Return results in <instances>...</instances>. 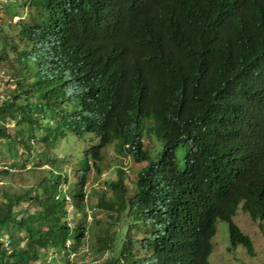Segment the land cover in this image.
<instances>
[{
  "label": "trees",
  "instance_id": "1",
  "mask_svg": "<svg viewBox=\"0 0 264 264\" xmlns=\"http://www.w3.org/2000/svg\"><path fill=\"white\" fill-rule=\"evenodd\" d=\"M0 10L18 17L0 22V77L14 82L0 96L11 160L0 178L40 148L35 181L1 192L0 264H46L48 251L69 264L68 248L85 244L99 264H209L218 219L231 246L253 254L232 217L241 204L264 238V0H3ZM74 137L88 143L82 168L61 153ZM112 144L140 164L133 191L124 170L98 178ZM87 204L94 226L109 212L107 226L90 233Z\"/></svg>",
  "mask_w": 264,
  "mask_h": 264
},
{
  "label": "rangeland",
  "instance_id": "2",
  "mask_svg": "<svg viewBox=\"0 0 264 264\" xmlns=\"http://www.w3.org/2000/svg\"><path fill=\"white\" fill-rule=\"evenodd\" d=\"M16 8L17 9H12V10H16L15 11L16 13L14 14H24L23 13L25 12L24 9L21 12V10L18 7ZM14 14L6 13V12L4 13L3 10H0V22L4 21L6 23L8 22V20H11V22L14 23L18 19V17L15 16ZM0 78H1L0 96H2L6 92L12 89L14 82L11 81L10 78H8V76L5 75H1ZM6 126H7L6 127L7 133L12 135L15 127L12 126L11 124H8ZM70 138L67 141H65V144L61 148V153H65L66 156L69 158L70 162L75 161L74 162L75 164L71 163L70 166L74 165L78 168H82V158H83L82 153L88 146V143H86V141H81V139H77L75 137L74 139H70ZM96 142L97 141L94 138L93 143L96 144ZM34 144L39 146L41 145L40 142L37 141L35 142V140H34ZM151 144H152L151 140H147L145 138L144 145L149 146ZM39 149L40 148H38L37 150ZM37 150L36 148L33 150V152L31 153L32 155L31 158L30 157L25 158L26 156H23L25 158V164L24 166H22V168L18 167L12 169L11 170L12 172H10V174H6L4 177L0 178V199H1L2 190H6V192L7 190H12V189L18 190L21 185L26 187L27 185L35 181L38 172L30 173L28 168L32 165L31 160L34 161ZM102 151H103V160H105L106 165L104 166L105 168L104 167L101 168L98 178L100 179H104L107 177L115 178L116 176L115 171L117 169L124 170L125 183L129 185L130 191H133L135 186L134 176H135L136 167H139L140 164L134 163L130 156L117 152L113 144L109 147L108 146L105 147ZM76 154L79 155V157H77L80 158L79 160H76V156H77ZM10 162L11 160L8 159L7 157V149L5 143L3 142L2 139H0V166L2 167L8 166V163ZM55 170L56 169H54V171ZM63 170L68 172L69 171L68 166H66V168H63ZM94 187L96 188L98 186L94 185ZM97 213L101 215L99 212ZM106 214L109 213L104 212V215L101 216V219L104 221H102L99 226H94V220L88 221L91 222L90 224H88L87 227L90 233L92 232V230L96 232L98 229L100 228L103 229L105 226L108 225V223H106L105 221ZM232 221L239 227V229L244 234H247L250 237L252 242L253 254L252 255L249 254L242 245H237L236 247H232L229 240L228 224L227 222L218 219L215 222V233L210 240L212 249L208 257L209 264H264V238L259 231L257 220L251 219L249 215L242 210L241 204H239L237 206L234 216L232 217ZM3 238H6V236H3ZM104 257L98 259V257L94 255V253L91 251V254L89 256H86L84 254H79L75 264H99L100 260H102Z\"/></svg>",
  "mask_w": 264,
  "mask_h": 264
},
{
  "label": "clouds",
  "instance_id": "3",
  "mask_svg": "<svg viewBox=\"0 0 264 264\" xmlns=\"http://www.w3.org/2000/svg\"><path fill=\"white\" fill-rule=\"evenodd\" d=\"M109 146H111V145H109ZM108 146V147H109ZM97 188V187H96ZM90 190L89 189H86V192H89ZM69 209H71V208H69ZM93 209L92 208H90L89 206H88V204L87 205H85V207H84V211H86L87 212V214L89 215H87L88 216V218H87V222L88 221H92V214H91V211H92ZM109 213V212H108ZM88 235V234H87ZM3 241H4V244L6 245V244H8V241H7V239L6 238H3ZM70 242H71V240L69 239V238H67V240H66V246H68L69 244H70ZM68 253H67V259H68V261H69V264H75L76 263V259H77V257H78V255L79 254H84V255H86V256H89L90 254H91V251H90V249H89V246L87 245V244H85L84 246H81L79 249H77V250H74V249H70V248H68V251H67ZM48 254L46 255V259H45V261H46V264H63V263H58L57 261H58V259H56L55 260V257H54V255H52L49 251L47 252Z\"/></svg>",
  "mask_w": 264,
  "mask_h": 264
}]
</instances>
